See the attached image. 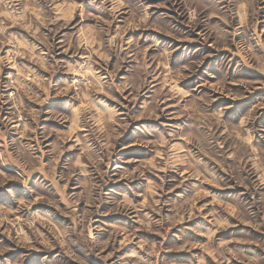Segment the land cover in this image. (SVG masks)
Instances as JSON below:
<instances>
[{
  "label": "rangeland",
  "instance_id": "374dc122",
  "mask_svg": "<svg viewBox=\"0 0 264 264\" xmlns=\"http://www.w3.org/2000/svg\"><path fill=\"white\" fill-rule=\"evenodd\" d=\"M0 264H264V0H0Z\"/></svg>",
  "mask_w": 264,
  "mask_h": 264
}]
</instances>
